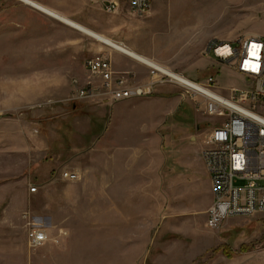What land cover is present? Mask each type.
I'll list each match as a JSON object with an SVG mask.
<instances>
[{
    "label": "rangeland",
    "instance_id": "1",
    "mask_svg": "<svg viewBox=\"0 0 264 264\" xmlns=\"http://www.w3.org/2000/svg\"><path fill=\"white\" fill-rule=\"evenodd\" d=\"M35 1L127 47L128 29L165 39L162 50L200 68L186 78L213 76L225 95L244 77L204 45L264 35V0H152L140 15L129 0L114 13L108 0ZM98 53L133 85L154 82L152 92L73 100ZM118 55L135 66L116 68ZM143 65L27 3L0 0V264H264L261 215L206 226L213 189L202 151L214 119L205 99ZM66 170L79 179H64ZM27 217L48 230L44 245H29Z\"/></svg>",
    "mask_w": 264,
    "mask_h": 264
},
{
    "label": "built area",
    "instance_id": "2",
    "mask_svg": "<svg viewBox=\"0 0 264 264\" xmlns=\"http://www.w3.org/2000/svg\"><path fill=\"white\" fill-rule=\"evenodd\" d=\"M151 2L135 0L134 5L128 7L140 15ZM120 6L118 0H108L105 8L114 13ZM234 44L210 40L203 54H213L221 63L232 67L244 77L245 85L225 95L214 89L215 78L209 76L204 83L194 81L197 86H191L189 91L196 102L199 97L205 99L203 113L214 119L202 151L213 189L206 221V226L212 230L220 229L226 220L236 217L261 215L264 218V35L240 38ZM85 66L90 73L89 81L77 88L73 100L103 95L120 101L145 96L154 87V82L133 85L130 74L115 70L110 57L103 53L88 57ZM62 177L77 181L79 173L66 170ZM37 190L36 186L30 188L32 193ZM26 227L31 247L49 241L48 230L31 217H27Z\"/></svg>",
    "mask_w": 264,
    "mask_h": 264
},
{
    "label": "crops",
    "instance_id": "3",
    "mask_svg": "<svg viewBox=\"0 0 264 264\" xmlns=\"http://www.w3.org/2000/svg\"><path fill=\"white\" fill-rule=\"evenodd\" d=\"M123 36H124L125 42H127L130 49L136 52L137 54L151 61L159 63L162 66L166 67L167 69L173 72H176L184 77L186 76L195 77V78L198 77L200 68L197 66V63L193 62L192 60L187 61V60L179 59L178 57H175L174 55H169L167 51L162 50V47H161L162 45H160V43H162L165 39H162L161 41L157 42L158 39L156 37L152 38V35H150L149 33H146L143 29H140V30L139 29H128L127 31L123 33ZM144 41L145 42L152 41V43L154 42L155 49L152 50L146 47H142L139 43L144 42ZM157 44L159 46H157ZM206 44L204 45V48ZM129 57L132 58L134 61L141 62L131 56ZM113 62H115V65H117V67L116 66L115 67L120 70H123L126 68H133L135 66L133 65V63H131L132 61L131 62L127 61L125 57L119 56V55L114 57ZM143 66L150 67L147 64H144Z\"/></svg>",
    "mask_w": 264,
    "mask_h": 264
},
{
    "label": "bare ground",
    "instance_id": "4",
    "mask_svg": "<svg viewBox=\"0 0 264 264\" xmlns=\"http://www.w3.org/2000/svg\"><path fill=\"white\" fill-rule=\"evenodd\" d=\"M20 1L31 5L32 7L44 12L45 14L67 24V25H70L74 28L81 30L82 32H85V33L95 37L96 39L100 40L101 42H103V43H105V44H107L113 48H116L120 52L127 54V55L141 61L142 63L147 64L148 66L158 70L159 72L172 77L176 81H180V83L184 84L189 89H191V86H197L196 83H194V81H192V80H190V79H188V78H186V77H184V76H182L176 72H173V71L167 69L166 67L162 66L159 63L151 61V60L137 54L136 52L132 51L129 47H124V46L120 45L118 42L110 39L109 37L92 30V29L68 18L67 16L60 14L59 12H57V11L39 3V2H36L35 0H20ZM134 3H135V0H129L128 5L133 6ZM252 38H253V35L242 37V39H252Z\"/></svg>",
    "mask_w": 264,
    "mask_h": 264
}]
</instances>
